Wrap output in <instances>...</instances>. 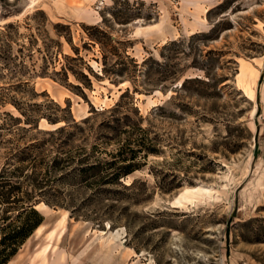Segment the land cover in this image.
<instances>
[{"label": "rangeland", "instance_id": "rangeland-1", "mask_svg": "<svg viewBox=\"0 0 264 264\" xmlns=\"http://www.w3.org/2000/svg\"><path fill=\"white\" fill-rule=\"evenodd\" d=\"M68 139L138 170L9 264H264V0H0V170Z\"/></svg>", "mask_w": 264, "mask_h": 264}, {"label": "trees", "instance_id": "trees-1", "mask_svg": "<svg viewBox=\"0 0 264 264\" xmlns=\"http://www.w3.org/2000/svg\"><path fill=\"white\" fill-rule=\"evenodd\" d=\"M64 131L61 127L48 134L53 137ZM70 144L68 139L57 153L48 155L43 144L27 147L20 153L19 165L7 164L0 170V264H9L43 225L44 217L36 209L41 201L49 207L70 208L69 201L62 194L50 193L56 189L55 183L71 180L74 186L101 193L105 185L122 186L120 180L138 170L132 163L137 158L135 150L128 155L126 147H122L115 153H109L110 159L100 160L84 149L73 155L75 151L66 149ZM75 211L71 210L72 215Z\"/></svg>", "mask_w": 264, "mask_h": 264}]
</instances>
